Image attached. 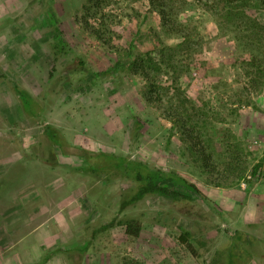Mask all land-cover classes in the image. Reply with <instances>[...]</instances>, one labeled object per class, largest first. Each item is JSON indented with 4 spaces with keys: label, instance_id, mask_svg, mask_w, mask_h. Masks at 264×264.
Masks as SVG:
<instances>
[{
    "label": "rangeland",
    "instance_id": "obj_1",
    "mask_svg": "<svg viewBox=\"0 0 264 264\" xmlns=\"http://www.w3.org/2000/svg\"><path fill=\"white\" fill-rule=\"evenodd\" d=\"M89 1L0 0V264H211L236 233L225 264H264V0H174L168 22L152 0H107L96 15ZM130 49L156 52L164 83L182 87L189 134L213 162L237 149L240 179L211 184L218 174L144 104ZM12 82L41 101L35 117ZM101 152L174 171L206 197L179 188L194 201L150 195L122 211L133 182L85 169V153ZM117 219L138 222L139 236Z\"/></svg>",
    "mask_w": 264,
    "mask_h": 264
},
{
    "label": "trees",
    "instance_id": "obj_2",
    "mask_svg": "<svg viewBox=\"0 0 264 264\" xmlns=\"http://www.w3.org/2000/svg\"><path fill=\"white\" fill-rule=\"evenodd\" d=\"M107 0H90L93 14L96 15L98 11H101L106 6ZM220 3L226 4L228 8H233V2L236 0H218ZM156 4L159 10L162 21H170L169 13V3H174V0H152ZM172 8V7H171ZM89 10V7L86 8ZM147 15H144V19ZM84 28L94 37L98 38L104 46L110 48L112 46V40L103 37L99 27H95L94 23H91L88 19L84 18ZM99 20H101L99 18ZM103 23H100V25ZM125 57L128 58L130 67L133 72L142 78L143 87L141 89L142 99L145 105L159 111L165 118H167L171 123V129L177 130L189 143V147L196 151V155L200 157L203 162L204 168L211 174H218L215 179H212V183L215 186L221 187L224 184H229L228 181L240 179L242 174L246 170V167L242 165L241 161H238L239 152L237 149L234 152L229 151L221 153L218 155V162L212 161V156L210 153H206L204 148H199L198 145L200 141L194 140L189 134L187 129V119L183 117L185 111L184 104H182L181 89L179 84L167 85V79H164L161 75L162 67L159 62L156 61V52L152 50H147L144 52H135L130 49L125 52ZM56 60V59H55ZM249 65H257L256 58H251ZM168 82V80H167ZM12 92L18 98L24 111L31 117H35L39 112L42 111L41 101L27 91L17 82H12L11 84ZM175 90L174 94L176 96L173 98H166L165 93H169L170 90ZM178 98V101H176ZM136 123L139 126L140 120L136 116ZM43 132L48 137V139L60 148H63L64 143L60 133L54 129L51 125L46 124L43 126ZM191 132V131H190ZM171 138V133L169 135ZM200 140V139H197ZM15 148L23 155L26 154L22 143H14ZM1 147L2 144L0 145ZM85 162L87 165L85 169L97 174H104L108 180L114 177H124L133 182L132 190L124 194L121 202V210L124 211L131 205L136 204L142 199L150 195H166L170 196L176 202H193L194 199L190 194H184L179 191V188L185 189L189 192H195L203 197H206L203 192L192 182L187 180L182 175L174 171H165L159 168H153L148 163L141 160H134L130 157H125L121 155H116L113 153H96L88 154L85 153ZM219 166L222 167V171L219 170ZM260 164H257L252 169V174H256L260 168ZM220 174V175H219ZM232 182V183H233ZM120 224H125V229L128 234L133 236H139L140 234V224L133 220H123L117 219ZM115 224V220L110 222L108 225L103 226L107 228ZM191 237V232L188 230H183L179 235V240L182 243H186L192 253L195 254V249L189 242ZM240 236L236 233L231 236V240L227 247L223 250H218L215 252L214 259L211 264H225V258L228 256L231 248H234V244L244 240L239 238ZM244 255H241V258ZM244 260V259H243Z\"/></svg>",
    "mask_w": 264,
    "mask_h": 264
}]
</instances>
